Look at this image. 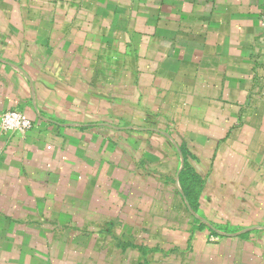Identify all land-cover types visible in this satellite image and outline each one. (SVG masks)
Returning a JSON list of instances; mask_svg holds the SVG:
<instances>
[{
    "label": "crops",
    "instance_id": "obj_1",
    "mask_svg": "<svg viewBox=\"0 0 264 264\" xmlns=\"http://www.w3.org/2000/svg\"><path fill=\"white\" fill-rule=\"evenodd\" d=\"M7 110L0 264H264V0H0Z\"/></svg>",
    "mask_w": 264,
    "mask_h": 264
},
{
    "label": "trees",
    "instance_id": "obj_2",
    "mask_svg": "<svg viewBox=\"0 0 264 264\" xmlns=\"http://www.w3.org/2000/svg\"><path fill=\"white\" fill-rule=\"evenodd\" d=\"M178 181L183 191V195L187 199L191 209L194 212L199 208V197L203 188V178L194 168L185 160L184 166L179 173ZM193 228H205L206 225L198 219H193Z\"/></svg>",
    "mask_w": 264,
    "mask_h": 264
},
{
    "label": "built area",
    "instance_id": "obj_3",
    "mask_svg": "<svg viewBox=\"0 0 264 264\" xmlns=\"http://www.w3.org/2000/svg\"><path fill=\"white\" fill-rule=\"evenodd\" d=\"M32 127L28 116L17 110H7L0 115V130L25 133Z\"/></svg>",
    "mask_w": 264,
    "mask_h": 264
},
{
    "label": "water",
    "instance_id": "obj_4",
    "mask_svg": "<svg viewBox=\"0 0 264 264\" xmlns=\"http://www.w3.org/2000/svg\"><path fill=\"white\" fill-rule=\"evenodd\" d=\"M178 189H179V191L181 192L182 196H184V195H183V191L180 189V187H178ZM184 198H185V196H184ZM185 202H186V205H187L188 209L192 212V214H193L197 219H199L200 221L204 222L205 224H208L212 229L216 230V229L213 228V227H212L207 221L201 219L199 216H197V215L193 212V210L191 209V207H190V205H189V203H188V201H187L186 198H185ZM217 232L220 233V234H223V235H229V234L226 233V232H220V231H217Z\"/></svg>",
    "mask_w": 264,
    "mask_h": 264
},
{
    "label": "rangeland",
    "instance_id": "obj_5",
    "mask_svg": "<svg viewBox=\"0 0 264 264\" xmlns=\"http://www.w3.org/2000/svg\"><path fill=\"white\" fill-rule=\"evenodd\" d=\"M114 258H115V256H110V257H108V260L110 261V263L109 264H112L113 262L114 263H119L120 261H118V260H114ZM124 259V260H123ZM126 259L123 257L122 258V261L119 263V264H124L126 261H125ZM155 264H161V262L159 263V261H158V263H155Z\"/></svg>",
    "mask_w": 264,
    "mask_h": 264
}]
</instances>
